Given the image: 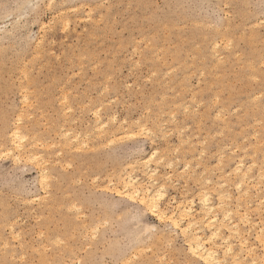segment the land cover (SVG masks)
Returning <instances> with one entry per match:
<instances>
[{
	"label": "rangeland",
	"instance_id": "374dc122",
	"mask_svg": "<svg viewBox=\"0 0 264 264\" xmlns=\"http://www.w3.org/2000/svg\"><path fill=\"white\" fill-rule=\"evenodd\" d=\"M263 21L264 0H0V264H203L180 230L114 192L135 159L142 166L155 152L149 165L164 184L162 209L175 213L181 201L202 215L198 192L208 190L215 225L222 210L231 219L206 246L233 264L223 256L230 236L242 264H264ZM16 125L22 150L3 155ZM66 131L79 133L85 148L65 144ZM25 151L43 159L31 162ZM238 161L250 169L248 197L234 186ZM40 168L48 183H40ZM141 168L134 175L148 185ZM243 214L249 222L239 221Z\"/></svg>",
	"mask_w": 264,
	"mask_h": 264
},
{
	"label": "bare ground",
	"instance_id": "6f19581e",
	"mask_svg": "<svg viewBox=\"0 0 264 264\" xmlns=\"http://www.w3.org/2000/svg\"><path fill=\"white\" fill-rule=\"evenodd\" d=\"M53 1V0H52ZM226 13V12H225ZM228 14V13H227ZM229 15V14H228ZM264 22V21H263ZM195 24V23H194ZM40 37V36H39ZM223 38V37H222ZM250 38V37H249ZM229 40V39H228ZM184 41H185V39H184ZM230 41V40H229ZM228 41H226V43H227ZM150 43V42H149ZM226 43H225V45H226ZM230 45H231V43L230 42H228ZM148 45V44H147ZM216 45V43H214V45H211V46H214V47H216L215 46ZM229 45V46H230ZM223 46V45H222ZM227 46V45H226ZM196 47H197V45H196ZM212 48V47H211ZM229 49V48H228ZM230 49H231V46H230ZM229 49V50H230ZM216 52L218 51L217 50V48H216V50H215ZM156 54V53H155ZM238 54V53H237ZM215 55H217L216 53H215ZM239 55V54H238ZM37 56H39V55H37ZM236 57H237V55H236ZM240 57V56H239ZM159 60V59H158ZM194 60V59H193ZM202 60V59H201ZM219 60V59H218ZM216 63V62H215ZM215 65V64H214ZM261 65V64H260ZM214 67V66H213ZM217 69V68H216ZM22 70H24V69H22ZM26 70H24V72H25ZM155 72V71H154ZM154 72H153V74H154ZM156 73V72H155ZM26 74V73H25ZM200 74H202V73H200ZM21 75V74H20ZM199 75V74H198ZM27 76V75H26ZM26 76L24 75L23 77H25V79H27L26 78ZM162 79V78H161ZM256 79V78H255ZM21 80V79H20ZM19 80V81H20ZM27 81V80H26ZM30 82H28L27 84H29ZM26 86V85H25ZM105 87H107V86H105ZM26 89V88H25ZM24 89V90H25ZM20 91H22V90H20ZM28 91V90H27ZM26 91H24V93H25ZM28 92H31V91H28ZM32 93V92H31ZM30 94V93H29ZM67 94V93H66ZM23 95V94H22ZM259 95H261V94H259ZM258 95V96H259ZM61 96H63V94L61 95ZM66 96V95H65ZM164 96V95H163ZM216 96V95H215ZM257 96V97H258ZM22 99V98H21ZM37 99V98H36ZM61 99H62V97H61ZM60 99V100H61ZM67 99V98H66ZM163 99V98H162ZM192 99V98H191ZM215 99H217L216 97H215ZM214 99V100H215ZM23 100L25 101V103L27 102V100H28V98H27V95H25V96H23ZM63 100H64V96H63ZM63 100H61V101H63ZM218 100V99H217ZM66 101V100H65ZM65 101H64V103L63 104H65ZM68 101V100H67ZM191 101H193V102H195V100H191ZM22 102V101H21ZM30 102V101H29ZM215 102H216V100H215ZM199 103V102H198ZM217 103H218V101H217ZM27 104V103H26ZM25 104V105H26ZM29 104V103H28ZM66 104H68L67 102H66ZM197 105V104H196ZM80 106V105H79ZM178 106H179V104H178ZM188 106L189 105H187V106H182L183 107V110L185 111H188L187 109H185L186 107L188 108ZM214 106V105H213ZM69 108H70V106H69ZM190 108V107H189ZM101 110V107L100 108H98L97 110ZM225 109V108H224ZM62 110H64V107H63V109ZM82 110H83V108H82ZM95 110V109H94ZM66 111H68L67 109H66ZM72 111V110H71ZM149 111V110H148ZM147 111V112H148ZM190 111V110H189ZM204 111V110H203ZM222 111V110H221ZM236 111V110H235ZM234 111V112H235ZM23 112V111H22ZM21 112V113H22ZM99 112V111H98ZM150 112V111H149ZM169 112V111H168ZM183 112V111H182ZM69 113H70V111H69ZM96 114H97V111L95 112ZM95 113H93V114H95ZM166 113V112H165ZM184 113H186V112H184ZM190 113V112H189ZM20 114V113H19ZM18 114V115H19ZM63 114H64V112H63ZM96 114H95V116H96ZM170 114H173V113H170ZM219 113H217V115H218ZM17 115V116H18ZM66 115V114H65ZM163 115H165V114H163ZM168 115V114H167ZM220 115V114H219ZM15 117V118H17V124H19L20 123V121H22L21 119V117L20 116H22V114H20V116H18V117ZM25 116V115H24ZM30 116H32L31 114H28V118L30 117ZM68 116V115H67ZM66 116V117H67ZM169 116V115H168ZM167 116V117H168ZM215 116V115H214ZM23 117V116H22ZM98 117V116H97ZM111 117V116H110ZM110 117H108V118H110ZM171 117H172V115H171ZM215 117H217V116H215ZM21 118V119H20ZM107 118V119H108ZM112 118V117H111ZM115 118V117H114ZM114 118H112V122H113V119ZM173 118V117H172ZM99 117H98V122H99ZM109 120V119H108ZM108 120H106V121H108ZM111 120V119H110ZM175 120V119H174ZM220 120V119H219ZM64 121H66V120H64ZM172 121H173V119H172ZM72 122V121H71ZM139 122V121H138ZM138 122H136V123H138ZM166 122V121H165ZM260 122V121H259ZM62 123H64V122H62ZM107 123V122H106ZM106 123H102L101 125L99 124V127H98V129L100 128L101 130H103V128L105 127V125H106ZM200 123V122H199ZM198 123V124H199ZM98 123H96V125H97ZM95 125V126H96ZM138 125V124H137ZM161 125L162 124H159V127L161 128ZM164 125V124H163ZM253 125H254V123H253ZM17 126V125H16ZM14 127L12 130H9L8 131V138H9V141H10V143H11V148L10 149H7L6 150V152L5 153H2L3 155H9V154H11V152L14 150V151H20V150H22V145H21V143L24 141V139H25V136L22 134V131H21V128L19 127V126H17V127ZM27 126V125H26ZM101 126V127H100ZM134 126V125H133ZM139 126H143L142 128H140V129H145V127H144V125H139ZM158 127V126H157ZM248 127V126H247ZM63 128V127H62ZM62 128H60L61 130H62ZM128 128V127H127ZM130 128V127H129ZM128 128V129H129ZM139 128V127H138ZM260 128V127H259ZM92 129H94V128H92ZM96 130H97V128H95ZM165 129V128H164ZM178 129V128H177ZM100 130V131H101ZM118 130H119V125H118ZM121 130V129H120ZM123 130H126V129H123ZM149 130V132H150V128L148 129ZM147 130V131H148ZM154 130V129H153ZM162 130H163V126H162ZM231 130V129H230ZM254 130V129H253ZM256 130V129H255ZM59 131V130H58ZM95 131V130H94ZM117 131V130H116ZM128 131V130H127ZM137 131V130H136ZM144 131V130H143ZM143 131H140V132H142L143 133ZM157 131H159L160 132V129H158ZM165 131V130H164ZM62 132H63V130H62ZM106 132V131H105ZM124 132V131H123ZM131 132V131H130ZM129 132V133H130ZM137 132H139V131H137ZM148 132V133H149ZM98 133V132H97ZM100 133H104V132H100ZM120 133H121V131H120ZM128 133V132H127ZM142 133H140V134H142ZM147 132H146V129H145V134H146ZM152 133V134H151ZM151 133H149L150 134V136L151 135H153V133H154V131H152ZM221 133V131H219V134ZM255 133H257V132H254V135H255ZM76 134V133H75ZM86 134H88V133H86ZM126 133L124 132V136H126L125 135ZM131 134V133H130ZM133 134V133H132ZM138 133H136L135 134V136L137 135ZM140 134H138V136H140ZM144 134V136H147L148 134H146L145 135ZM98 135H100L101 136V134H99L98 133ZM104 135V134H103ZM123 135V134H122ZM143 135V134H142ZM180 135V134H179ZM182 135V134H181ZM221 135H223V134H221ZM253 135V134H252ZM251 135V136H252ZM60 136V135H59ZM64 136V138H65V144H67L69 141H71V139H74L73 141H75V143H77L76 144V147H74L73 149L75 150H77L78 149V146L77 145H83V144H85V142H83L82 140L81 141H79L77 138L80 136L79 135V133L77 134V136L78 137H72V138H70L69 136H70V133L68 132V131H66V132H64V133H62V136H60L61 138ZM72 136V135H71ZM86 136V135H85ZM99 136V137H100ZM214 136H215V133H214ZM88 137H89V135H88ZM97 137V136H96ZM118 137H121V136H118ZM117 137V138H118ZM127 137V136H126ZM129 137V136H128ZM131 137V136H130ZM137 137V136H136ZM33 139L35 138V136L34 137H32ZM87 138V137H86ZM114 138V137H113ZM116 138V137H115ZM114 138V139H115ZM154 138V137H153ZM257 138V137H256ZM81 139H82V137H81ZM132 139H134V136H133V138ZM187 140L189 139V138H186ZM112 139H109V141L111 142V144L110 145H112V141H111ZM117 140V139H116ZM118 140L120 141V138H118ZM152 140V139H151ZM182 140V139H181ZM107 141V140H106ZM114 141V140H113ZM184 141V140H183ZM186 141V140H185ZM189 141V140H188ZM188 141H186V142H188ZM202 141H205V140H202ZM115 142V141H114ZM198 142V141H197ZM263 142V141H262ZM261 142V143H262ZM40 143V142H39ZM107 143V145H108V143L109 142H106ZM184 143V142H183ZM200 143H201V141H200ZM204 142H202V144H203ZM260 143V144H261ZM179 144H181V143H179ZM38 144H36V146H37ZM40 145V147L42 146L41 145V143L39 144ZM50 145H52V144H50ZM54 145V144H53ZM59 145V144H58ZM104 145V144H103ZM183 145V144H182ZM181 145V146H182ZM255 145V144H254ZM35 146V147H36ZM45 146V145H44ZM60 146V145H59ZM63 146H64V144H63ZM86 146H87V144H86ZM101 146V145H100ZM258 146V145H257ZM31 147V146H30ZM56 147V146H55ZM67 147H69V145L67 146ZM80 147H81V149H82V146H79V150H80ZM89 147V146H88ZM87 147V148H88ZM102 147V146H101ZM33 148V147H32ZM53 148V147H52ZM83 148H85L84 147V145H83ZM98 148V147H97ZM178 148H179V146H178ZM91 149V148H90ZM89 149V150H90ZM93 149L94 148H92L91 150L93 151ZM78 150V151H79ZM83 150V149H82ZM81 150V151H82ZM174 150H176L175 152H177V148L176 149H174ZM60 153H61V150L59 151ZM18 153H20V152H18ZM28 153V154H27ZM155 153H157V152H155ZM154 153V154H155ZM255 153V152H254ZM254 153H253V155H254ZM62 154V153H61ZM154 154H149V156H147V159H143V161H142V166H140L139 164H140V159L138 160V159H135V163H133V164H135V166L134 165H132V167H130L129 169H130V172L129 173H126V177H125V175H122V176H119L118 177V179H117V181H118V184L120 185V188H121V190L120 189H116L114 192H115V194L117 195V196H119V197H123V198H125L126 200H128V201H130V202H134V201H137L138 202V204L140 205V206H142L143 207V209L144 210H146V211H148L150 214H152V215H154L156 218H157V220L158 221H163V220H167L169 223H170V225L172 226V227H174L176 230H180V232H181V234H183L184 236H186L185 238H186V246H187V251H188V254L190 255V257H192V258H194V259H196V260H199V261H201L203 264H224V260L222 259V258H220L219 257V255H218V253L216 252V250H215V248L214 247H212V245L213 244H215L216 245V243L214 242V243H212L211 242V240H214V239H217V238H219V237H221L220 235H222V228H227L228 226L227 225H225V221H227V220H229L230 221V219H231V214H230V210H222V207L225 205L224 203H226L223 199H222V197L224 196V194L225 193H221V194H223V196L221 197L220 195H219V198H220V200L217 202V206H216V208H221V212L223 213V218H224V220H221L220 222V224L219 225H215L217 222H219L218 221V219L216 218V216L215 215H213L212 213L214 212V206L210 203V199H209V195H207V191L208 190H204L205 191V193L206 194H204V195H200V194H202V193H204V191H202L201 193L200 192H198V194H199V197H200V201H201V203L199 204L200 205V207H201V211H202V215H199L198 214V216H195L194 214H193V209H192V207L191 206H188V205H182V203H181V201H180V204L178 205H176V207H175V209H176V211L177 212H175L174 213V211H171V213H168V212H166L165 210H163L162 209V207L160 206V202H161V200L163 199V197H165L164 195H165V193H164V190H165V188H164V184L163 183H158V182H156L157 180L154 178V177H156V175H157V168L155 167V168H153V169H151L150 168V165H149V163H151V160L153 159V155ZM12 155V154H11ZM25 155H27L26 156V158H27V160H31V162L32 161H35V162H39L40 161V159H43V158H40L39 156H42V155H39L38 156V154L36 153V152H32V151H25ZM10 156V155H9ZM54 156H55V154H54ZM201 156V155H200ZM199 156V157H200ZM222 156V155H221ZM247 156V155H246ZM254 156H256V153H255V155ZM2 157V156H1ZM12 157H14V158H18L19 156H11V159H12ZM22 157V156H21ZM48 157H50V156H48ZM228 157V156H227ZM13 158V159H14ZM26 158H24L25 159V161H26ZM165 158V157H164ZM163 158V159H164ZM201 158V157H200ZM219 158V157H218ZM228 158H230V157H228ZM253 158H255V157H253ZM19 159V158H18ZM155 159V158H154ZM174 159V158H173ZM242 159V158H241ZM138 160V161H137ZM239 160H240V158H239ZM14 161V160H13ZM24 161V162H25ZM155 161V162H154ZM154 161H152V163L154 162L155 164L159 161V160H154ZM174 161V160H173ZM185 161V160H184ZM202 161V160H201ZM42 162H43V160H42ZM46 162H48V164L47 163H45L46 165H49V161L47 160ZM160 162V161H159ZM158 162V163H159ZM169 162H171V160H169ZM168 162V165L170 166L171 164ZM240 161H238V163H239ZM14 163H15V161H14ZM17 163H18V161H17ZM30 163V162H29ZM40 163V162H39ZM58 163V162H57ZM172 163V162H171ZM217 163L219 164L220 162L219 161H217ZM21 164V163H20ZM33 164V163H32ZM42 164V163H41ZM160 164V163H159ZM173 164V166H175V164L174 163H172ZM237 164V163H236ZM252 165H255V164H253V163H251ZM44 165V164H43ZM45 165V166H46ZM66 165V164H65ZM185 165H187L186 163H185ZM189 165V164H188ZM187 165V166H188ZM217 165V164H216ZM220 165V164H219ZM35 166H40V164L39 165H35ZM44 166V167H45ZM167 166V165H166ZM235 166V165H234ZM241 166H243L242 164H241V162L239 163V164H237L236 165V167L234 168V170L232 171V170H230V171H232L233 173H234V175H235V178L237 179V182H236V185H234V186H236L237 187V189L239 190V192H242V191H244V192H242V193H245V195H247V197H248V191H247V188H245V189H243L242 190V184L245 182V180L247 179V171L249 170L250 171V169H248V170H246V171H244V170H242L241 169ZM249 166V165H248ZM41 167H43V166H41ZM63 167V166H62ZM61 167V168H62ZM65 167V166H64ZM139 167H143V169L141 168V171L142 170H144L145 172H144V174H145V176H147V179H148V185H145L144 184V182H143V184L140 182L141 180V178L139 179L137 176H135L134 175V171L137 169V168H139ZM188 167H190V166H188ZM187 168V167H186ZM249 168H251V167H249ZM41 169V168H40ZM187 169H189V168H187ZM138 170V169H137ZM221 170H223V169H221ZM45 171V169H41L40 170V172H39V175H40V179H42L43 181H40V183L42 182L43 184H45V183H48V181L46 180V179H48L49 178V176L47 177V174L44 172ZM85 171V170H84ZM260 172H262L263 173V171L262 170H259ZM258 171V172H259ZM111 173H113V172H111ZM141 173V172H140ZM193 173V172H192ZM143 174V173H142ZM147 174V175H146ZM164 174V173H163ZM114 175V174H113ZM159 175V174H158ZM189 175V174H188ZM191 175H193V174H191ZM195 175V174H194ZM228 175V174H227ZM226 175V176H227ZM233 175V176H234ZM160 176V175H159ZM178 176H179V174H178ZM219 176H222V175H219ZM258 176H260V174L258 175ZM168 177L169 176H167L166 177V179H168ZM189 177V176H188ZM208 177V176H207ZM263 177V176H262ZM51 178V177H50ZM49 178V179H50ZM170 178V177H169ZM184 178V177H183ZM194 178H196V177H194ZM217 178V177H216ZM220 178V177H219ZM55 180H56V178H54ZM200 179H201V177H200ZM222 179V178H221ZM45 180V181H44ZM187 180V179H186ZM204 180H207V179H204ZM218 180H220V179H218ZM225 179H222V181L221 182H219V184H222V186H223V183L225 182L224 181ZM226 180H228V178H226ZM248 180H250V179H248ZM47 181V182H46ZM207 181H209V179L207 180ZM207 181H205L206 183H208ZM252 181V180H251ZM260 181V180H259ZM45 182V183H44ZM167 182V181H166ZM169 182H171V181H169ZM210 182V181H209ZM230 182V181H229ZM257 182V181H256ZM214 183V182H213ZM258 183V182H257ZM38 184H39V182H38ZM170 184V183H169ZM201 184V183H200ZM199 184V185H200ZM209 184V183H208ZM215 184V183H214ZM47 185V184H46ZM205 185V184H204ZM216 185H218V182H217V184ZM224 185H226V182L224 183ZM258 185H260L259 183H258ZM41 186H43V185H41ZM45 186V185H44ZM43 186V187H44ZM49 186V185H48ZM48 186H46L47 188H49ZM155 186H157V187H155ZM201 186V185H200ZM256 186V185H255ZM45 187V188H46ZM107 187V186H106ZM113 187H115L114 185H113ZM220 187V186H219ZM46 188V189H47ZM118 188V187H117ZM229 188V187H228ZM248 188H249V186H248ZM106 190H108L107 188H105ZM215 189V188H214ZM110 190V189H109ZM112 190V189H111ZM216 190V189H215ZM220 190V189H219ZM237 190V191H238ZM217 191V190H216ZM263 191H264V188H263ZM221 192V191H220ZM229 192V191H228ZM164 193V194H163ZM219 193V192H218ZM247 193V194H246ZM228 193H226V195H227ZM197 195V194H196ZM229 195H230V193H229ZM229 195H227V196H229ZM238 195V194H237ZM198 197V196H197ZM198 197V198H199ZM238 197V196H237ZM247 197H244V199H247ZM216 198H217V196H216ZM218 198V199H219ZM225 198V197H224ZM38 199V198H37ZM228 199V201H230V197H228L227 198ZM239 199V198H238ZM242 199V198H241ZM240 199V200H241ZM39 200V199H38ZM199 200V199H198ZM197 200V201H198ZM264 200V199H263ZM35 201V200H34ZM141 201H143V203H141ZM188 201V200H187ZM190 201V204L191 205H194L193 204V202H191V199L189 200ZM262 201V200H261ZM238 202V201H237ZM179 203V202H178ZM185 203H187L186 202V200H185ZM246 204V203H245ZM73 205L75 206V204H72V206L71 207H73ZM226 205H229V204H226ZM236 205H239V204H236ZM249 205V204H248ZM40 206V205H39ZM247 206V205H246ZM262 206V205H261ZM229 207V206H228ZM239 207V206H238ZM77 208V207H76ZM75 208V209H76ZM80 208V207H79ZM78 208V209H79ZM199 208V207H198ZM237 208V207H236ZM240 208V207H239ZM68 209H69V207H68ZM67 209V210H68ZM78 209H76V211L78 210ZM80 210V209H79ZM78 210V211H79ZM200 210V208L198 209V211ZM235 210V209H234ZM233 210V211H234ZM232 212V211H231ZM199 213V212H198ZM234 213H236V210H235V212ZM246 213V212H245ZM210 214H212V215H210ZM216 214V213H215ZM247 214V213H246ZM222 215V214H221ZM236 215V214H235ZM250 217V216H249ZM133 220V219H132ZM239 221H241V222H243V223H247V222H249L248 221V218H247V215H245V214H243L242 216H239ZM251 221V220H250ZM13 222V221H12ZM182 222H184V225H181L182 224ZM228 224H229V222H228ZM232 224V223H231ZM249 224V223H248ZM251 224V223H250ZM257 224V223H256ZM3 225V224H2ZM12 225V223L10 224V226ZM233 227H231L230 228V231L233 233V234H235V235H237V237H239V235H240V233H239V231H238V224H233L232 225ZM249 226V225H248ZM9 227V226H8ZM252 227V226H251ZM203 228H207V230L209 231V234H208V236H206V237H204L203 236V234H202V237H201V233H202V229ZM229 228V227H228ZM8 229V228H7ZM150 229L151 230H155V227H150ZM6 230V229H5ZM147 230V229H146ZM229 230V229H228ZM227 230V231H228ZM10 231H12V230H10ZM89 231H91V229L89 230ZM260 231V230H259ZM87 232V231H86ZM249 232V231H248ZM91 234H93L92 232H91ZM260 234V233H259ZM75 235V234H74ZM176 235V234H175ZM12 237H13V235H11ZM91 237H93V236H91ZM224 237V236H223ZM229 238H230V236L228 237V239H227V237H225V239H227L226 240V243H227V248H226V250H225V252H223V256L224 255H228V254H231L232 256H231V260H232V263L233 264H242V262H240V257H238L237 255H235V254H233V252H232V245H230L229 243H228V240H229ZM223 239V238H222ZM221 238H220V240H222ZM225 239L223 240L224 242H225ZM240 239V238H239ZM260 239V238H259ZM242 240H243V238H242ZM171 241V240H170ZM240 241V240H239ZM4 242V241H3ZM53 242V241H52ZM61 242V241H60ZM212 243V245L211 246H209V247H207L206 246V244H209V243ZM247 241H243V244L242 245H244V243H246ZM7 243V242H6ZM7 245V244H6ZM214 245V246H215ZM218 245V244H217ZM220 246V245H219ZM219 246H215L216 248L217 247H219ZM1 247H2V245H1ZM6 247H8V246H6ZM221 247V246H220ZM225 249V248H224ZM140 250V249H139ZM134 254V253H133ZM251 254V253H250ZM130 257V256H129ZM23 259V258H22ZM130 259V258H129ZM128 259V260H129ZM241 261H242V259H241ZM256 262L257 261H255V259H253L250 263H254V264H256ZM49 264V263H48ZM124 264V263H123ZM244 264H247V263H244ZM249 264V263H248Z\"/></svg>",
	"mask_w": 264,
	"mask_h": 264
},
{
	"label": "snow or ice",
	"instance_id": "6c2138e0",
	"mask_svg": "<svg viewBox=\"0 0 264 264\" xmlns=\"http://www.w3.org/2000/svg\"><path fill=\"white\" fill-rule=\"evenodd\" d=\"M0 159H2V157H0ZM141 203H143V201H141Z\"/></svg>",
	"mask_w": 264,
	"mask_h": 264
}]
</instances>
